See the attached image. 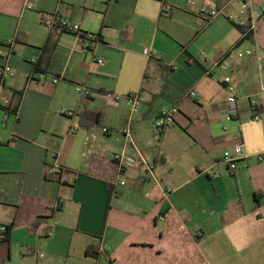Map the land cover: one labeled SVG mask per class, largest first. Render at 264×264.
I'll return each instance as SVG.
<instances>
[{"label":"crops","instance_id":"0c3cea01","mask_svg":"<svg viewBox=\"0 0 264 264\" xmlns=\"http://www.w3.org/2000/svg\"><path fill=\"white\" fill-rule=\"evenodd\" d=\"M165 2L168 13L160 0H0V102L12 111L5 121L0 108V264H264V105L250 121L264 16L248 33L228 21L231 0ZM52 13L99 41L47 29ZM239 134L245 158L231 172L222 158ZM122 151L153 175L141 160L121 168Z\"/></svg>","mask_w":264,"mask_h":264},{"label":"built area","instance_id":"2783aa9c","mask_svg":"<svg viewBox=\"0 0 264 264\" xmlns=\"http://www.w3.org/2000/svg\"><path fill=\"white\" fill-rule=\"evenodd\" d=\"M165 3V12L168 13L171 10V7L165 2L166 0H160ZM235 6L236 4L239 5V8L234 12L227 15L228 21L233 23L235 26L239 27L240 29H243L244 31L248 33H255L257 31L258 23L260 19L264 16V5L260 9H256V7L253 5L252 2L246 1V0H231L229 3ZM42 23L43 25L50 30H57L60 33H72L76 35L77 37H84L87 41L90 42V44H94L95 42L99 41V37L94 34H84L82 33L81 25L71 23L68 20L64 19L59 13H52V14H43L42 15ZM10 48L13 46V41L9 43ZM144 54L147 56H150V51L148 49H145ZM100 65H104V61H99ZM262 64L264 65V59H262ZM11 72L10 66H5L3 70L1 71V77H3L5 74ZM57 83L58 80H55ZM223 83L225 85V89L227 91V98L225 102L222 105V108L225 110L226 119L228 121H232L235 117L238 116L239 108H238V95H237V81L236 77L234 75H228L223 79ZM76 91L78 93H85L84 89L82 87H76ZM190 96L193 99H197L198 95L196 92H192ZM116 100H120L121 97L115 96L113 97ZM127 103L130 107V116L133 117L135 115H138L141 111L142 102L140 99V96L138 94L129 95L126 97ZM251 107L256 110L253 117L251 118V122H257L261 119V114L258 109H260L264 105V85H262L260 93L258 97L251 98L250 99ZM9 102H0V108H3L5 110V121H7L11 116V109L9 106ZM179 112L178 108L173 107L171 109H163L159 117L156 119L154 124V129L157 134H161L168 125L174 122V116ZM69 116H74V112L69 111L67 112ZM104 133H108L109 129L104 128ZM125 136L127 137L128 141H132V135L129 128H126L123 130ZM238 144L236 145L235 149L231 151H227L224 153L222 162L225 163L229 170L231 172H235L239 168V163L242 161L245 156V149L246 145L242 139V135L239 134L237 136ZM114 160L117 161V163L120 165L121 168H123L127 164H136L139 160L140 162L144 163L146 165V171L147 173L153 175L154 173V167L150 164H148L143 157L133 158L128 157L125 153V151H122L120 153H116L114 155ZM258 161L262 162L264 160V153H261L258 155ZM56 172H60V169L56 167ZM198 171L200 172H208V170H205L203 168H199ZM214 173V171H212ZM125 183H123L124 185ZM7 232L6 226L0 227V233L5 234ZM2 236L0 237V239Z\"/></svg>","mask_w":264,"mask_h":264},{"label":"trees","instance_id":"16d2710c","mask_svg":"<svg viewBox=\"0 0 264 264\" xmlns=\"http://www.w3.org/2000/svg\"><path fill=\"white\" fill-rule=\"evenodd\" d=\"M97 116H98V115H97ZM96 123L98 124V123H99V120H97Z\"/></svg>","mask_w":264,"mask_h":264}]
</instances>
